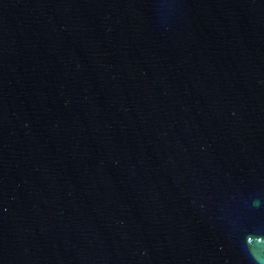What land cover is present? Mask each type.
I'll list each match as a JSON object with an SVG mask.
<instances>
[{
	"label": "water",
	"instance_id": "95a60500",
	"mask_svg": "<svg viewBox=\"0 0 264 264\" xmlns=\"http://www.w3.org/2000/svg\"><path fill=\"white\" fill-rule=\"evenodd\" d=\"M0 264H264V0H0Z\"/></svg>",
	"mask_w": 264,
	"mask_h": 264
}]
</instances>
